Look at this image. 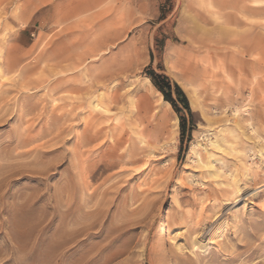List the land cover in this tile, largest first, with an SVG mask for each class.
Returning a JSON list of instances; mask_svg holds the SVG:
<instances>
[{"label":"rangeland","instance_id":"obj_1","mask_svg":"<svg viewBox=\"0 0 264 264\" xmlns=\"http://www.w3.org/2000/svg\"><path fill=\"white\" fill-rule=\"evenodd\" d=\"M0 264H264V0H0Z\"/></svg>","mask_w":264,"mask_h":264},{"label":"trees","instance_id":"obj_2","mask_svg":"<svg viewBox=\"0 0 264 264\" xmlns=\"http://www.w3.org/2000/svg\"><path fill=\"white\" fill-rule=\"evenodd\" d=\"M151 75L154 85L163 94L165 100L168 101L178 113L180 119V131L183 140L188 134V122L183 111L178 107V103H180L183 108L192 115L189 100L181 87L177 83H173L165 74H156L152 72ZM174 93L176 94L177 99L173 97Z\"/></svg>","mask_w":264,"mask_h":264},{"label":"bare ground","instance_id":"obj_3","mask_svg":"<svg viewBox=\"0 0 264 264\" xmlns=\"http://www.w3.org/2000/svg\"><path fill=\"white\" fill-rule=\"evenodd\" d=\"M148 81L150 82V79H148ZM150 84H151V82H150ZM113 101H114V98L112 97V98H110L109 99V103H113ZM105 103L104 102H102L101 104H99V103H92V105H93V110L94 111H99V112H102V113H108L109 112V110L107 109V107H105V105H104ZM170 105V104H169ZM177 121H179L178 119H177ZM157 146H158V144H154L153 145V147L156 149L157 148ZM195 162V161H194ZM238 199H236V201H237ZM212 237V236H211ZM213 238V237H212ZM215 240V239H214Z\"/></svg>","mask_w":264,"mask_h":264}]
</instances>
